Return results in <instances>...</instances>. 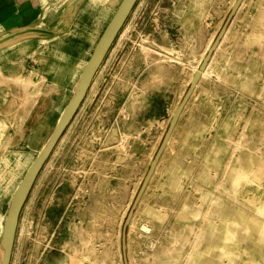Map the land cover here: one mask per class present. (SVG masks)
<instances>
[{
    "label": "rangeland",
    "instance_id": "rangeland-1",
    "mask_svg": "<svg viewBox=\"0 0 264 264\" xmlns=\"http://www.w3.org/2000/svg\"><path fill=\"white\" fill-rule=\"evenodd\" d=\"M121 2L88 5L93 19L77 22L82 30L74 26L55 50L40 49L17 79L0 83V233ZM234 2L138 0L36 179L11 264H47L57 249L70 254L61 264H124V222ZM176 126L128 226L129 264H264V0H244Z\"/></svg>",
    "mask_w": 264,
    "mask_h": 264
},
{
    "label": "water",
    "instance_id": "water-1",
    "mask_svg": "<svg viewBox=\"0 0 264 264\" xmlns=\"http://www.w3.org/2000/svg\"><path fill=\"white\" fill-rule=\"evenodd\" d=\"M138 0H122L118 9L116 10L114 16L110 20L109 24L103 31L101 37L99 38L97 44L95 45L93 52L87 61L84 69L82 70L78 81L75 85L73 95L67 104L66 108L61 113L54 129L52 130L48 140L42 147L41 151L32 162L27 172L25 173L23 179L21 180L8 208L7 216L5 219L4 227L2 233H0V264H11L17 229L19 225V219L22 209L31 193V190L36 182V179L41 172L43 166L51 156L53 150L58 144L60 138L64 134L67 127L71 124L75 118L77 112L79 111L83 101L85 100L88 91L93 83V80L105 61L111 47L113 46L115 40L117 39L119 33L123 29L126 21L128 20L131 12L133 11ZM243 0H235L231 11L222 26L219 34L217 35L214 42L208 49L207 54L203 58L200 66L195 71L192 76L190 86L184 95L181 102L178 104L171 118L168 130L162 140V143L155 155V158L150 164V168L143 180V183L138 191V194L130 208L127 218L124 222L122 229V252L124 264H129L128 254H127V231L128 226L133 218L135 210L141 201L144 192L155 172L157 164L161 155L163 154L167 143L171 137V134L177 125V122L189 101L191 95L193 94L197 83L202 77V73L207 69L209 62L213 56L215 50L219 47L221 40L223 39L225 33L227 32L228 26L233 18V16L239 10ZM55 30L45 29L40 27H23L15 30L0 38V47L11 45V43L17 42L25 38L35 36L34 34H54Z\"/></svg>",
    "mask_w": 264,
    "mask_h": 264
},
{
    "label": "crops",
    "instance_id": "crops-1",
    "mask_svg": "<svg viewBox=\"0 0 264 264\" xmlns=\"http://www.w3.org/2000/svg\"><path fill=\"white\" fill-rule=\"evenodd\" d=\"M99 3H104V0H0V38L23 27L56 31L54 34H34L35 36L18 40L15 44L0 47V68L6 74L5 78L17 79L19 71L24 67L23 60L30 57L34 50L36 53L42 48L55 50L56 44L61 43L56 42V38L71 35L74 26L78 31L82 30L76 23L92 20L93 12L86 8L90 4ZM9 69H14L15 73L10 75ZM3 81L2 79L0 83ZM61 244L65 246L67 241L63 240ZM54 253H60L59 257L55 256L47 264H61L70 256L65 249H57ZM70 264L87 263L73 260Z\"/></svg>",
    "mask_w": 264,
    "mask_h": 264
},
{
    "label": "bare ground",
    "instance_id": "bare-ground-1",
    "mask_svg": "<svg viewBox=\"0 0 264 264\" xmlns=\"http://www.w3.org/2000/svg\"><path fill=\"white\" fill-rule=\"evenodd\" d=\"M197 1V0H196ZM243 3H244V0H243V2H242V4L241 5H243ZM253 3V2H252ZM197 4V3H196ZM253 10H254V8H252ZM255 11V10H254ZM253 14V13H252ZM180 15V14H179ZM251 15V14H250ZM186 16V15H185ZM184 16V17H185ZM249 16V15H248ZM247 16V17H248ZM251 17V16H250ZM182 19V18H181ZM250 21V20H249ZM253 21V20H252ZM189 23V22H188ZM186 26V25H185ZM191 26V25H190ZM255 36V35H254ZM229 37V36H228ZM145 39V38H144ZM236 39H238V38H236ZM223 40V39H222ZM227 40V39H226ZM250 40V39H249ZM254 40V39H253ZM256 40H257V38H256ZM245 41V40H244ZM144 42V41H143ZM260 42V41H259ZM145 43H147V42H145ZM213 43V42H212ZM149 44V43H148ZM221 44V43H220ZM247 44V43H246ZM245 44V45H246ZM8 46V45H7ZM172 47V46H171ZM245 47V46H244ZM219 48V47H218ZM217 48V49H218ZM247 48V47H246ZM34 49V48H33ZM37 51H40V50H37ZM148 51V50H147ZM146 51V52H147ZM189 51V50H188ZM149 52V51H148ZM151 52V51H150ZM156 53H158V52H156ZM195 53V52H194ZM251 53V52H250ZM259 53V52H258ZM261 53V52H260ZM36 54V50H34L32 53H31V55H32V57H34L35 58V55ZM192 54H193V52H192ZM19 55V54H18ZM40 55V54H39ZM146 54H144V56H145ZM194 55V54H193ZM253 55V54H252ZM48 56H50L49 54H48ZM158 56H159V54H158ZM202 55H200V57H201ZM40 57V56H39ZM169 57V56H168ZM199 57V58H200ZM202 57H204V56H202ZM201 57V58H202ZM251 57V56H250ZM21 58V57H20ZM26 58V57H25ZM77 58V57H76ZM148 58V57H147ZM172 58V57H171ZM50 59V58H49ZM148 59H150V58H148ZM189 59V58H188ZM190 60H191V58H190ZM190 60H189V62H190ZM10 61V60H9ZM163 61H165V60H163ZM177 61V60H176ZM201 61V60H200ZM18 62V61H17ZM27 62V61H26ZM44 62V61H43ZM145 62V61H144ZM158 62V61H157ZM146 63V62H145ZM164 63V62H163ZM166 63V62H165ZM199 63V62H198ZM0 64H1V62H0ZM27 64V63H26ZM37 64V63H36ZM104 64V63H103ZM159 64V63H158ZM178 64V63H177ZM189 64H191V63H189ZM209 64H210V62H209ZM44 65V64H43ZM17 66V65H16ZM52 66V65H51ZM125 66V65H124ZM236 66H237V64H236ZM29 67V66H28ZM208 67H209V65H208ZM208 67H207V69L206 70H204L203 71V73H202V76L205 74V72L208 70ZM20 68V67H19ZM197 69H198V67H197ZM196 69V70H197ZM20 70V69H19ZM18 70V71H19ZM32 70V69H31ZM56 70H57V68H56ZM58 72H60V71H58ZM29 73V72H28ZM31 75H32V73H31ZM45 75V74H44ZM46 75H47V73H46ZM207 75V74H206ZM122 76V75H121ZM120 76V77H121ZM209 76V75H208ZM6 74L2 71V69L0 68V82H1V80L3 79V80H5L6 78ZM12 77V76H11ZM14 77H16V76H14ZM161 77V76H160ZM221 77H223V76H221ZM218 80V79H217ZM222 80V79H221ZM225 80V79H224ZM9 81H11L12 82V80H8V82ZM124 81V80H123ZM123 81H121V82H123ZM14 82H16V81H14ZM226 82V81H225ZM224 82V83H225ZM19 83V82H18ZM124 83H126V82H124ZM152 83V82H151ZM21 84V83H20ZM29 84V83H28ZM43 84V83H42ZM57 84V83H56ZM93 84V83H92ZM226 84V83H225ZM1 85V84H0ZM45 85V84H44ZM11 86V85H10ZM21 86H22V84H21ZM31 86V85H30ZM38 86V85H37ZM58 86H61V85H58ZM92 86V85H91ZM19 87H20V85H19ZM44 87V86H43ZM7 88H8V86H7ZM28 88V87H27ZM26 88V89H27ZM34 88V87H33ZM210 88V87H209ZM3 89V88H2ZM18 89V88H17ZM91 89V88H90ZM216 89V88H215ZM3 90H5V89H3ZM7 90V89H6ZM25 90V89H24ZM28 90V89H27ZM30 90V89H29ZM66 90V89H65ZM2 91V90H1ZM208 91V90H207ZM7 92V91H6ZM24 92V91H23ZM209 92V91H208ZM207 93V92H206ZM73 94V93H72ZM70 95V94H69ZM208 95V94H207ZM210 95V94H209ZM53 96V95H52ZM3 97V96H2ZM41 97V96H40ZM213 97V96H212ZM211 97V98H212ZM260 97H262V96H260ZM192 98H194V97H192ZM191 98V99H192ZM2 99H4V98H2ZM6 99V98H5ZM9 99V98H8ZM28 99V98H27ZM37 99V98H36ZM261 99V98H260ZM32 101V100H31ZM68 101V100H67ZM191 101V100H190ZM262 101V100H261ZM4 102H6V101H4ZM59 102V101H58ZM35 103V102H34ZM3 104H5V103H3ZM0 105H1V103H0ZM36 105V104H35ZM261 105V104H260ZM110 106V105H109ZM257 106V105H256ZM17 107V106H16ZM52 107V106H51ZM206 107H208L207 105H206ZM65 108V107H64ZM202 108V107H201ZM262 108V107H261ZM21 109V108H20ZM206 109V108H205ZM23 110H24V108H23ZM54 110V109H53ZM19 111V110H18ZM55 112V111H54ZM25 113V112H24ZM58 114V113H57ZM208 114H209V112H208ZM184 115V114H183ZM211 115V114H210ZM214 116V115H213ZM52 117V116H51ZM210 118H211V116H210ZM205 120V119H204ZM210 121H211V119H210ZM55 123V122H54ZM179 124V123H178ZM212 124V123H211ZM6 126V125H5ZM212 126V125H211ZM255 126V125H254ZM13 127H14V125H13ZM232 127H234V126H232ZM236 127V126H235ZM251 127V126H250ZM257 127H258V125H257ZM205 128V127H204ZM228 128V127H227ZM230 128V127H229ZM243 128V127H242ZM249 128V127H248ZM262 128V127H261ZM3 129V128H2ZM176 129H177V126H176ZM209 129V128H208ZM245 129V128H244ZM255 129H257L256 127H255ZM248 130V129H247ZM264 130V129H263ZM246 131V130H245ZM251 131V130H250ZM202 133V132H201ZM238 133V132H237ZM249 133H251V132H249ZM253 133V132H252ZM7 134V133H6ZM244 134H248V133H244ZM7 136V135H6ZM245 136V135H244ZM239 137V136H238ZM49 138V137H48ZM173 138V137H172ZM241 138V137H240ZM247 138V137H246ZM254 138V137H253ZM252 139V138H251ZM48 140V139H47ZM239 140V139H238ZM244 140V139H243ZM233 141H235V140H233ZM258 141V140H257ZM256 141V142H257ZM239 142V141H238ZM243 142V141H242ZM5 143V142H4ZM172 143V142H171ZM229 143H231V142H229ZM235 144H236V142H235ZM235 144H234V146H235ZM252 144V143H251ZM237 145H238V143H237ZM236 145V146H237ZM250 145V144H249ZM2 146H5V145H1V147ZM22 146V145H21ZM233 146V145H232ZM239 146V145H238ZM0 147V148H1ZM16 147V146H15ZM114 147V146H113ZM117 147H118V145H117ZM170 147V146H169ZM4 148V147H3ZM3 148H1V149H3ZM9 148V147H8ZM236 148V147H235ZM241 148V147H240ZM166 149V148H165ZM242 149V148H241ZM5 150V149H4ZM11 150V149H10ZM30 150V149H29ZM246 150V149H245ZM117 151V150H116ZM239 151V150H238ZM251 151H252V148H251ZM117 153V152H116ZM237 153V152H236ZM5 154V153H4ZM251 154V153H250ZM164 156V155H163ZM215 156H216V154H215ZM234 156V155H233ZM256 156V155H255ZM9 158V157H8ZM162 158V157H161ZM242 158V157H241ZM259 158V157H258ZM211 159V158H210ZM256 159H257V156H256ZM232 160V159H231ZM247 161V160H246ZM236 162V161H235ZM244 161H242V163H243ZM160 163V162H159ZM208 163V162H207ZM206 163V164H207ZM262 162H260V164H261ZM264 163V162H263ZM214 164V163H213ZM114 165V164H113ZM116 165V164H115ZM247 165V164H246ZM264 165V164H263ZM262 164H261V166H263ZM216 166V165H215ZM259 166V165H258ZM258 166H257V170H258ZM160 167V166H159ZM232 167V166H231ZM228 168V167H227ZM232 169V168H231ZM244 169H245V167H244ZM248 169V168H247ZM260 169V168H259ZM250 170V169H249ZM252 170V169H251ZM256 170V169H255ZM262 170V169H261ZM156 172V171H155ZM228 172V171H227ZM252 172V171H251ZM250 172V173H251ZM230 173V172H229ZM249 173V172H248ZM227 174V173H226ZM206 175V174H205ZM178 176V175H177ZM155 177V176H154ZM176 177V176H175ZM227 177V176H226ZM107 178V177H106ZM174 178V177H173ZM205 178V177H204ZM111 179V178H110ZM226 179V178H225ZM229 179V178H228ZM174 180V179H173ZM176 180H177V178H176ZM224 180V179H223ZM152 181V180H151ZM150 181V182H151ZM178 181V180H177ZM230 181V180H229ZM113 182H114V180H113ZM178 183V182H177ZM176 183V184H177ZM231 184V183H230ZM224 185V184H223ZM177 186V185H176ZM232 186V185H231ZM220 189V188H219ZM222 189V188H221ZM147 190V189H146ZM110 191V190H109ZM108 191V192H109ZM147 192V191H146ZM234 193V192H233ZM108 194V193H107ZM146 194V193H145ZM174 194V193H173ZM227 194V193H226ZM228 194H229V192H228ZM229 196H230V194H229ZM226 197V196H225ZM228 197V196H227ZM142 199H144V198H142ZM223 201V200H222ZM232 201V200H231ZM218 203H220V202H218ZM221 204H223V203H221ZM238 204H241V203H238ZM224 205H225V203H224ZM226 205H227V203H226ZM225 205V206H226ZM247 205V204H246ZM220 206H222V205H220ZM235 206V205H234ZM140 207V206H139ZM138 207V208H139ZM223 207V206H222ZM221 207V208H222ZM106 208V207H105ZM188 208V207H187ZM220 208V209H221ZM237 208V207H236ZM184 209V208H183ZM238 209V208H237ZM247 209V208H246ZM243 210V209H242ZM185 211V210H184ZM241 211V210H240ZM248 211H250V210H248ZM104 212V211H103ZM251 212V211H250ZM105 213V212H104ZM107 213V212H106ZM247 214V213H246ZM138 215V214H137ZM180 215V214H179ZM183 215V214H182ZM244 215H245V213H244ZM212 216H213V214H212ZM223 217H224V215H222ZM238 216H239V214H238ZM246 216V215H245ZM135 217V216H134ZM179 217V216H178ZM216 217H218L217 215H216ZM208 218V217H207ZM222 218V217H221ZM220 218V219H221ZM248 219H249V217H247ZM211 220V219H210ZM231 220V219H230ZM250 220H251V218H250ZM249 220V221H250ZM136 221V220H135ZM135 221H133V222H135ZM212 221V220H211ZM216 221V220H215ZM221 221V220H220ZM223 221H225V220H223ZM95 222V221H94ZM241 222V221H240ZM96 223V222H95ZM240 224V223H239ZM134 225V224H133ZM218 225V224H217ZM251 225V224H250ZM229 226H230V224H229ZM237 226V225H236ZM239 227V226H238ZM254 227V226H253ZM256 227V226H255ZM134 228V227H133ZM129 229H130V227H129ZM263 229V228H262ZM183 230V229H182ZM246 230V229H245ZM202 231V230H201ZM205 231V230H204ZM219 231V230H218ZM217 231V232H218ZM223 231V230H222ZM235 231V234L236 235H238L240 232H239V230L238 229H236V230H234ZM251 231V230H250ZM260 230H257L256 232H259ZM211 232V231H210ZM252 232V231H251ZM195 233V232H194ZM169 234V233H168ZM200 234V233H199ZM204 234V233H203ZM221 234V233H220ZM224 234L225 233H223V236H224ZM244 234H246V233H244ZM243 234V235H244ZM183 235V234H182ZM185 235V234H184ZM195 235V234H194ZM200 235H202V234H200ZM259 235V234H258ZM216 236V235H215ZM221 236V235H220ZM172 237V236H171ZM190 237H192V236H190ZM195 237V236H194ZM197 237V236H196ZM236 237V236H235ZM248 237V236H247ZM254 238V237H253ZM82 239V238H81ZM197 239V238H196ZM195 241V240H194ZM223 241V240H222ZM256 242V241H255ZM90 243V242H89ZM196 243H198L199 244V242H196ZM222 243V242H221ZM246 243V242H245ZM84 244V243H83ZM82 244V245H83ZM86 244V243H85ZM84 244V245H85ZM81 245V244H80ZM178 245V244H177ZM223 245V244H222ZM91 246V245H90ZM127 246H129V245H127ZM198 246V245H197ZM203 246V245H202ZM260 246V245H259ZM88 247V246H87ZM174 247H176V246H174ZM199 247H200V245H199ZM198 247V248H199ZM210 247H212V246H210ZM262 247V246H261ZM196 248V247H195ZM98 249V248H97ZM200 249H201V247H200ZM216 249V248H215ZM222 249V248H221ZM256 249V248H255ZM84 250V249H83ZM195 250V249H194ZM213 250V249H212ZM220 250V249H219ZM258 250V249H257ZM90 251H91V249H90ZM196 251V250H195ZM198 251V250H197ZM206 251V250H205ZM97 252V251H96ZM204 252V251H203ZM214 252V251H213ZM195 253V252H194ZM212 253V252H211ZM90 254H91V252H90ZM168 254V253H167ZM174 254V253H173ZM198 254V253H197ZM215 254V253H214ZM202 255V254H201ZM79 256V255H78ZM215 256V255H214ZM170 257V256H169ZM167 258V257H166ZM206 259V258H205ZM212 259V258H211ZM171 260V259H170ZM204 260V259H203ZM233 260H235V259H233ZM165 261V260H164ZM176 261V260H175ZM219 261H221V260H219ZM170 262V261H169ZM261 262H262V260H261ZM100 263V262H99ZM168 263V262H167ZM172 263V262H171ZM176 263V262H175ZM226 263V262H225ZM230 264V263H229Z\"/></svg>",
    "mask_w": 264,
    "mask_h": 264
}]
</instances>
